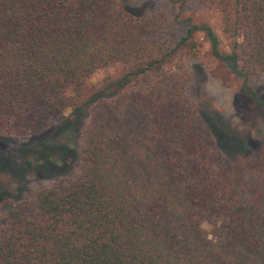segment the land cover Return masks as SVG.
<instances>
[{
	"label": "trees",
	"instance_id": "1",
	"mask_svg": "<svg viewBox=\"0 0 264 264\" xmlns=\"http://www.w3.org/2000/svg\"><path fill=\"white\" fill-rule=\"evenodd\" d=\"M190 1L217 13L231 47L220 51L205 23L178 43L203 31L264 113V93L244 85L264 82V0ZM157 27L112 0H0V128L36 140L38 169L77 168L65 184L0 202V264H264L262 162L211 168L213 134L196 131L181 86L149 82ZM114 62L121 76L84 85ZM244 171L255 181L245 195ZM207 218L219 222L211 238Z\"/></svg>",
	"mask_w": 264,
	"mask_h": 264
},
{
	"label": "rangeland",
	"instance_id": "2",
	"mask_svg": "<svg viewBox=\"0 0 264 264\" xmlns=\"http://www.w3.org/2000/svg\"><path fill=\"white\" fill-rule=\"evenodd\" d=\"M112 3L126 6L130 12L147 17L158 26L146 37L156 46L154 56L157 60L150 70L149 82L156 81L161 90L167 83L181 86L182 96L196 112V131L206 134L207 125L213 134L212 137L207 129L216 150L213 149L208 156L211 168L229 169L234 162L240 161L249 164L262 162L264 173V113L247 96L240 94L242 80L211 55L203 31L194 30L190 37L178 43L185 36L188 24L205 23L217 37L220 51H229L232 42L222 33L217 13L190 0L182 4L179 0H112ZM123 70L122 63H110L93 71L84 79V85L87 88L99 87L105 80L121 76ZM141 81L138 78L131 84L139 86ZM244 85L254 89L259 96L264 93L261 79H249ZM59 140L62 142L64 139ZM35 141L30 136H14L0 128V159L8 160L15 168L12 174L1 169L5 165L0 166V202L6 199L16 201L29 191L65 184L77 174V168L73 166L75 160L68 162V159L65 163L70 167L67 166L63 172L48 174V170L38 169L41 168L38 147L30 144ZM73 144L76 151L80 145L78 137ZM22 163L25 171L20 169ZM254 183L249 173L241 172V193H248ZM218 226L215 219L207 218L201 222L208 238L212 237L213 228Z\"/></svg>",
	"mask_w": 264,
	"mask_h": 264
}]
</instances>
